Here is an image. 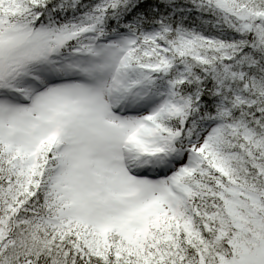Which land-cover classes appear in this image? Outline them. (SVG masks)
<instances>
[{
	"label": "snow or ice",
	"instance_id": "1",
	"mask_svg": "<svg viewBox=\"0 0 264 264\" xmlns=\"http://www.w3.org/2000/svg\"><path fill=\"white\" fill-rule=\"evenodd\" d=\"M0 264H264V0H0Z\"/></svg>",
	"mask_w": 264,
	"mask_h": 264
}]
</instances>
